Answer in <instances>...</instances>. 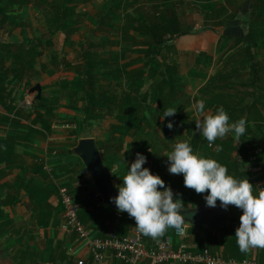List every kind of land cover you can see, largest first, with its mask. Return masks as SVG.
Wrapping results in <instances>:
<instances>
[{
    "label": "rangeland",
    "instance_id": "374dc122",
    "mask_svg": "<svg viewBox=\"0 0 264 264\" xmlns=\"http://www.w3.org/2000/svg\"><path fill=\"white\" fill-rule=\"evenodd\" d=\"M134 2V5L129 6V4L127 5L128 0H77L69 3L66 10L63 6L64 0H36L33 6L34 8L30 11V15L35 18L36 32L40 33L41 31L48 38H52L53 45L50 50L60 53V55L57 53L56 55L61 57L64 54L65 47H68V50L69 47L72 48V51L69 50L65 53L67 54L68 61L76 64L77 67L83 64V59L80 52L77 51L76 46L83 39L90 40L96 44V47L93 48L92 55L98 56L100 61L98 70L104 71L108 69L112 73L115 71L118 73V60L124 63L123 72L120 75L119 73L118 75L114 74L115 78L110 75L102 80V84L104 86H108L110 82L117 84V81L121 77L123 79L121 85L124 88H120V84L118 83V92L124 95L125 93H129L132 88V90L135 89L133 92L137 96L141 93L140 85L146 83L152 86L158 85L164 72L163 62L160 60L159 64L155 65L156 60H153L152 56L147 52L150 46V36L141 29L142 20L154 15L156 5L167 10L168 16L177 15L182 22V28L185 30V33L175 40L177 48L176 60L178 61L177 69L181 77L180 83L177 85L176 97L168 98L169 102L167 101V106L164 110L156 102H151L150 100L147 102L142 101V105L139 103V113L140 115L143 114L145 119L137 131L134 129L131 131L134 134L124 135L117 129L115 130L113 126H119L121 123L115 116L100 117L98 127L92 133L97 147L100 146L104 149L101 152H108V155L105 154L103 157L105 165L113 160L116 154L122 156L128 143L135 142L138 145L140 144V146L146 145L147 148L153 151L154 160L151 161L146 158L143 167L149 168L153 174L160 175L165 181V188L170 186L175 195L177 179H179L180 174H172L169 172L170 161L166 155L174 150L176 143L182 141L189 142L190 132L194 129L197 130L195 120L198 117L195 113L196 109L194 105L198 101L203 100L206 112L213 107L214 101H225V93L229 94L234 92L239 103L243 102L244 104L251 95L252 88L246 85V82H248L247 74L250 73L249 75H252V72L250 63L244 57L242 47L244 46V42L241 41V38L247 32L248 10L251 8L253 0H134ZM202 3L205 6L213 7L210 10H217V12L220 11L219 9L222 6H226L227 11H232L233 13L239 9L242 12L233 21L215 25L213 28H206L208 31H214L217 38L219 37L217 50L212 55L214 64L211 70L212 76L208 82H204L203 77L195 79L197 76L194 74V71H197L201 64L210 66V62L206 57L199 56L196 58L198 52L196 51L195 38H190L189 36L194 33V31L189 32L192 29H196L197 31L203 30L202 17L204 12L198 9ZM115 4L120 6L116 8L114 6ZM223 18L225 19L226 17ZM213 22H216V19H213ZM54 35L57 36L53 37ZM66 35L71 40L69 46V42H65L64 40V36ZM165 37H170V33H167ZM207 46V42L204 41L202 48H206ZM222 50L224 51L222 52ZM262 55L263 57L258 58L264 63V54ZM48 58L49 56L45 57V59ZM198 61L200 63L197 64L196 68V62ZM207 61L208 63H206ZM60 63L62 62L57 63V65ZM203 65L202 67H204ZM230 66H236L246 70L247 74L245 73L237 77L239 83L245 84L240 83L235 88L224 89L217 76ZM50 68L54 78H58L56 85L63 83L69 84L67 93L57 106L59 114H67L69 116L58 118L57 126L53 132H58L60 137L58 143H50L51 146L53 145L52 149L59 152L64 147H74L78 143L77 136L70 134L71 127L69 124H73L76 120L82 119L84 116L83 107L85 101L81 99V94L78 91L79 86L77 85V81L80 79L76 73L78 70L57 66H51ZM54 78L51 80L53 85L50 86V84H47L48 90H52L49 87H55ZM127 79H129L130 84L134 83V85L129 86ZM39 80L40 83L46 81L42 78ZM30 88H27V93ZM30 96L33 101L36 93L30 94ZM140 96L142 97V95ZM226 99L229 100L230 96ZM168 108L177 109L176 114L161 117ZM170 121L173 124L172 128L167 126ZM251 131L247 134L249 141L246 142L240 139L239 142L234 141V144L238 147L240 145L243 146L244 143H247L249 146L253 144L260 146V148L264 147V119L260 122L254 120ZM230 133L232 135L234 134L229 132L223 139H232ZM238 147L233 146V152L231 151L227 159L221 160V162L228 165L232 161L238 160L240 158ZM127 155L126 164H123V160L120 163L124 167L126 165L130 168L131 164L137 159V155H132L131 152H128ZM142 155L144 154L142 153ZM71 159H75V157L68 154V161L70 162ZM247 166L253 179H259L264 182V165H259L260 169L257 172H252L249 164ZM113 182L116 185L123 184V181L119 179H114ZM204 194H208V192ZM199 202L200 199H197L196 203ZM190 204V202L184 203V205Z\"/></svg>",
    "mask_w": 264,
    "mask_h": 264
},
{
    "label": "trees",
    "instance_id": "16d2710c",
    "mask_svg": "<svg viewBox=\"0 0 264 264\" xmlns=\"http://www.w3.org/2000/svg\"><path fill=\"white\" fill-rule=\"evenodd\" d=\"M13 1L14 0H0L1 25L6 21L21 24L23 13H17L15 12L16 10L10 8ZM75 1L77 0H64V9L67 10L68 4ZM128 4L129 6H132L135 2L134 0H128L127 5ZM22 5L23 3L17 5L18 10H21ZM114 6L118 8L120 5L115 4ZM212 8L213 7L203 5V3L198 7L201 12H204L202 17L203 29L213 28L215 25H221L231 20L233 21L240 13V9L235 10L234 13L227 11L226 6H222L219 9L220 13L217 12V10H210ZM214 12H216V14H214ZM222 15L226 18L224 19ZM17 19L20 20V23ZM213 19H216V22H213ZM63 26H65V24H63ZM182 26V22L177 15L174 14L173 16H168L167 10H164L161 6L157 5L154 15L142 20L141 29L150 36V46L148 47L147 52L152 56L153 60H156L155 65H158L160 60L163 62L164 72L162 73L158 85L152 86L148 83L140 85V95H142V97L139 95L140 98L134 94L133 91L135 89L132 90V88L130 89V92L128 91L129 93H125L124 95L118 92V83L120 84V88H124V86L121 85L123 82L121 77L117 81V84H113V82H110L108 86L102 84V80L106 79L108 76L111 75L115 78L114 74L118 75L119 73L120 75L123 72V66L125 64L118 60V73L116 71L112 73L108 69H105L104 71L98 70L100 61L98 56L92 55L93 48L96 47V44L92 41H80L78 48L83 59V64L78 67L76 64H72L68 61L66 57L59 59V56L56 55V51H53L50 61L51 65L57 66V63L62 62L65 67L71 70H78L76 72L80 77L77 81V85L79 86L78 91L81 94V99L85 101L83 107L84 116L82 119L76 120L73 124H69L71 127L70 134L76 135L78 141L83 137H93L94 135H92V133H94V130L98 127L100 117L115 116L121 123L119 126H113V128L122 132L124 135H131L134 134V132L131 131L133 129L137 131L139 127H141L142 121L145 119L144 115H140L139 113L142 101L147 102L150 100L151 102H156V104L164 110L167 106L168 98L173 96L176 97L177 85L181 80L177 69L178 61L176 60L177 48L175 40L177 37L185 33ZM247 26V32L241 38V41L244 42V46L242 47L245 52V57L250 63L251 72L254 77V85H252L253 91L250 95V103L248 102L244 107L238 106L237 111H239L240 116L232 121V123H234L241 118L246 119V132L240 137L242 141L246 142L249 141L247 134L252 132L251 127L254 120L258 121L256 117L260 115L252 113V110L255 111L258 105L261 103V105L264 104V93L260 86L261 75H264V63L258 58V56L263 57L262 54H264V0H253L251 8L248 10ZM189 32H193V30H190ZM167 33H170V37H165ZM65 39L66 42L71 43L68 36H66ZM0 44V109L6 111L3 113L0 110V162H9L12 156L22 157L23 154H25L36 158V160L40 162L39 168L41 170L47 166L50 170H48L49 172L45 171L46 175L48 173V175L54 177L57 175L63 176L64 173L66 174L68 171L69 174L67 177L69 180L73 178L72 174L89 175V173H84L85 165L80 157L74 152V147L77 144L72 149L60 150L57 152V150L50 149L49 147L44 149L43 146L37 142L39 138L45 139L54 131V127L57 126L56 123L58 118L69 116L57 112V106L63 96L67 93L69 84H59V88L52 92L42 91L41 98L38 99L35 97L30 108L21 106V100L15 96L16 92L15 88L12 86L13 83L16 82V85H20L23 83L24 77L27 76L28 79L26 85L27 87H32L33 84L31 83V79L39 74V71L35 69L36 58L42 56L44 53L43 44L41 43L40 38L17 42H3ZM51 44L52 40L50 38L46 41V45L49 46ZM202 56L206 57L207 60L211 59L208 55L202 54ZM10 60L11 64L7 65V61ZM202 65L201 67H198L197 75H203L205 67H202ZM127 83L129 86L134 85V83L130 84L129 79H127ZM33 113L35 114V117L30 124L21 122L22 118H27ZM190 135L189 143L194 153L202 157L214 158L221 164H223L221 160L227 159L233 146L238 147L234 144V141H236L234 134H231L233 140L230 138L226 140L218 138L211 146H209V142L203 137L200 130L194 129L190 132ZM31 136L35 137L34 143L27 144V139H31ZM15 144L25 145L32 149L34 153L25 150L21 154L16 151ZM98 148L100 151L104 150L102 149L103 147L99 146ZM238 148L240 158L236 161H232L228 165H223L230 170L229 174L235 176L237 179L248 178L254 185V192L256 191V194H258L256 182L261 180H255L252 178L247 165L249 163L250 151L254 148H260V146L253 144L249 146L247 143H244L243 146L240 145ZM39 151H41V153L38 155ZM67 152L68 154L73 155L75 159H71L69 162ZM126 152H131L132 155L143 153L149 160H154L153 151L150 148H147L146 145L140 146V144L138 145L135 142L128 143L122 156L116 154V157L107 164L112 173L113 180L119 179L123 181V176L126 175L130 169L128 166L125 165L124 167L123 165L126 164L128 156ZM105 154L108 155V152H101L102 158ZM122 160L124 161L123 164L120 163ZM256 163L258 165H264V147L260 148V154ZM111 169H113L114 173ZM177 180L176 197L174 200L181 199L184 203H191L190 205H184V207H196L198 205L207 204L206 196L208 194H198L194 189L186 187L183 174H180L179 179ZM68 182L69 181L61 183V187L62 185L66 186ZM117 186L119 188L120 185ZM197 199H200L199 203H196ZM99 200L102 202L100 206L95 204V198H90L87 202H84L81 207H78L79 218L84 224L87 225L91 221H96L101 217L102 222H104V227H107L106 235L113 231H120L124 227L126 228L128 223H131V225L136 224L135 219L128 213L119 212L104 203L101 195H99ZM217 202L220 201L217 200ZM106 221L109 223H106ZM186 223L190 224L189 222ZM190 225L198 227V225ZM234 230L231 232L227 230L228 233L226 236L228 239L225 243V255L228 254L234 257L239 256L243 258L244 256H241L242 253L240 250L239 253L237 251L238 247H236L235 244L236 231ZM175 231V229L169 228L163 236L159 237L160 240L168 237L172 238ZM143 237L145 238L148 236L143 235ZM261 250L264 252V249Z\"/></svg>",
    "mask_w": 264,
    "mask_h": 264
},
{
    "label": "crops",
    "instance_id": "0c3cea01",
    "mask_svg": "<svg viewBox=\"0 0 264 264\" xmlns=\"http://www.w3.org/2000/svg\"><path fill=\"white\" fill-rule=\"evenodd\" d=\"M35 1L36 0H14L12 2L13 4L10 6V8L16 10L15 12L17 13H23V18L21 19V24H17L16 22L13 23L11 21H6L3 25L0 24V43L40 38V41L43 44L44 53L42 56L36 58L35 69L39 71V74L31 79V83L33 85L40 83L39 79L42 78L43 80H46L44 83H40L41 88L43 87L42 91L52 92L53 90H57L59 88V85H56L58 78H54L50 68L53 66L50 63L51 55L54 51L50 50L53 45V40L51 38L52 44L48 46L46 45V41L50 38H48V36L41 31L40 33L36 32L35 18L30 15V11L34 8L33 6ZM17 3H23L21 10H18ZM240 13H242L241 9ZM17 21L20 23L19 19H17ZM192 30L194 33L190 34L189 36L190 38H195L194 41L197 46L196 51L198 52L196 58L199 56L204 57L202 54L211 57V59L208 60L210 62V66H204L205 70L203 71V75H197L198 70L194 71V74L197 76L195 79H200L203 77L204 79H202L204 82H208L212 76L211 70L214 64L212 55L217 50L219 37L217 38V35L212 30ZM196 31L197 33H195ZM57 35L53 37H56ZM66 36H64L65 42ZM85 40L86 39H83V41ZM204 41H206L208 44L206 48H202ZM70 44L71 43H69L68 46ZM78 44L80 43H77V51H79ZM69 50L72 51V48L69 47ZM69 50L68 47H65L64 54L59 57V59H62L64 56H66V53ZM223 51L224 50H222V52ZM56 53L60 55V53ZM46 56H49V58L45 59ZM66 59H68L67 56ZM208 61L206 63H208ZM199 63L200 61L196 62V68L197 64ZM6 64H11V60L7 61ZM201 65L199 67H201ZM57 67L64 68L65 66L60 63L57 65ZM245 73L247 74L245 69H241L236 66H230L227 68V70L219 73L217 77L224 89H231L240 85L241 82H238L237 77L242 76ZM249 74H247L248 82H246V85L252 88V92L254 77L253 74ZM53 78L55 81V87H49L52 88V90H48L47 84H50V86L53 85L51 82ZM27 79V76H25L22 84L16 85L15 82L12 84V86L15 88L16 98L21 100L20 105L30 108L34 100H29V91L28 93L26 92L27 88H29L26 86ZM260 86L264 93V75H261ZM225 94V101H214L213 107L210 110H207L205 113H215L220 107H223L229 115V123H232L233 120H236L240 116L239 111H237L238 106L244 107L246 104H248V102L250 103L251 96L248 97V101H246L244 104L243 102L239 103V100L236 99L234 92ZM229 96L230 99H226ZM261 104L258 105L255 111L252 110V113L260 114L256 117L259 122L264 119V104ZM0 110L3 113L6 112L4 109ZM34 117L35 114L33 113L27 118H22L21 122L30 124ZM59 137L60 135L58 132H52L47 138H39L37 142L43 146L44 149L46 147L52 149L53 145L51 146L50 143H58ZM34 138V136H31V139L28 138L27 144L34 143ZM72 148L73 147H64L62 150H69ZM15 149L21 154L25 150L34 153L32 149L22 144H15ZM40 153L41 151L38 152V155ZM39 167L40 162L37 161L36 158L25 154H23L22 157L12 156L9 162H0V264H77V261L80 258L85 259L88 264H93V258L87 250L81 249L76 255L72 252L73 247L78 243V239L75 234H68L62 229V225L65 222L66 209L59 192L61 183L69 181L68 184H66V187L69 189V192L78 207H81V205L84 202H87L90 198H95V204L100 206L102 202L99 200V195L101 194L99 193L92 176L90 174H72L73 178L69 180L67 177L69 174L68 171L66 174L64 173L63 176L57 175L54 177L48 175V173L45 175L46 173L44 172L48 171L46 167H44L43 170H41ZM175 197L176 196L174 195V198ZM189 207L191 206L184 208ZM242 214V209L231 205L229 217L222 225L216 228H209L203 225L193 227L190 225V223L187 224L188 227L185 229L186 235L184 238L180 237L175 231L172 239L176 245L179 243V241H185L189 244L193 252H200L204 248H208L213 253H221L225 257H234L228 254L225 255V243L228 239L226 235L228 233L227 230L231 232L234 230V228V231L238 229ZM106 223L109 222L106 221ZM87 225L91 227L94 230V233L98 236H105L107 234V227H104V222H102L101 217L96 221H91ZM135 225L136 224L131 225V223H128L126 228L124 227L120 231L118 230L116 232L120 235H128ZM142 238L145 245L147 246L157 240H160V238ZM236 241L237 238L235 237V242ZM235 244L236 247H238L237 242ZM237 251L239 253V247ZM241 256L255 257L259 259L260 262L264 263V252L261 250V248H253L247 253H242ZM235 258L241 257L237 256ZM108 264L120 263L111 258L108 260Z\"/></svg>",
    "mask_w": 264,
    "mask_h": 264
},
{
    "label": "clouds",
    "instance_id": "9594fccd",
    "mask_svg": "<svg viewBox=\"0 0 264 264\" xmlns=\"http://www.w3.org/2000/svg\"><path fill=\"white\" fill-rule=\"evenodd\" d=\"M194 107L198 117L195 120L197 130H200L209 146L229 132H234L237 142L245 134L246 119L229 123V115L223 107L215 113H205L203 100L198 101ZM176 112L177 109L168 108L161 117L173 116ZM167 126L172 128V122ZM166 156L170 161L169 172L183 174L186 187L194 189L198 194L208 192V206L215 207L219 200L225 208L234 205L243 210L240 226L235 233L240 252L247 253L253 248L264 249V189L256 194L248 178L237 179L230 175L228 168L216 159L194 153L187 141L176 143L174 150ZM145 161L144 155L137 154V159L123 176L119 194L114 198L118 210L133 217L137 231L145 236L158 239L169 228L182 234L188 227L180 212L184 208L183 201L173 199L171 187L165 188V181L160 175L143 167Z\"/></svg>",
    "mask_w": 264,
    "mask_h": 264
},
{
    "label": "built area",
    "instance_id": "2783aa9c",
    "mask_svg": "<svg viewBox=\"0 0 264 264\" xmlns=\"http://www.w3.org/2000/svg\"><path fill=\"white\" fill-rule=\"evenodd\" d=\"M31 99L32 97L29 96V100ZM259 154L260 148L250 151L248 164L252 172L259 170V165L256 163ZM45 167L50 170L47 166ZM256 187L258 191L264 189V183L257 181ZM59 192L66 209L62 229L68 234H75L78 239L72 252L76 255L81 249L87 250L93 258V264H108L111 258L120 264H264L255 257H225L221 253H212L208 248L193 252L188 243L179 241L176 245L172 238L157 240L147 246L142 233L137 231L136 226L128 235H119L113 231L106 236H98L79 218L78 205L73 200L69 189L62 186ZM177 234L182 238L186 235L185 231L182 234L177 232ZM77 264L88 263L80 258Z\"/></svg>",
    "mask_w": 264,
    "mask_h": 264
},
{
    "label": "water",
    "instance_id": "95a60500",
    "mask_svg": "<svg viewBox=\"0 0 264 264\" xmlns=\"http://www.w3.org/2000/svg\"><path fill=\"white\" fill-rule=\"evenodd\" d=\"M33 93H36L35 97L38 99L41 98L42 88L40 83H36L29 89V94ZM95 143L94 137L80 138L78 144L74 147V152L83 161L85 165L84 172H88L92 176L104 202L113 209L118 210L114 198L118 196L119 188L113 182L112 173L108 166L105 165L101 151ZM230 208L231 205L225 208L221 202H216L215 207L204 204L196 207L182 208L180 212L186 222L216 228L226 222L229 217Z\"/></svg>",
    "mask_w": 264,
    "mask_h": 264
}]
</instances>
